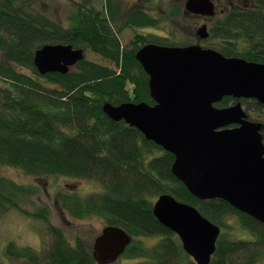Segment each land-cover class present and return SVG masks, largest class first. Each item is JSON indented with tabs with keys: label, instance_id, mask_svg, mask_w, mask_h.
I'll use <instances>...</instances> for the list:
<instances>
[{
	"label": "trees",
	"instance_id": "trees-1",
	"mask_svg": "<svg viewBox=\"0 0 264 264\" xmlns=\"http://www.w3.org/2000/svg\"><path fill=\"white\" fill-rule=\"evenodd\" d=\"M65 1L71 5L67 23L38 8L36 0H0V165L48 182L63 175L97 185L98 190L84 196L60 190L56 201L72 217L98 215L133 237L121 255L128 261L108 264H195L178 236L153 214V203L163 193L195 206L221 227L210 264H264V223L222 198L194 196L171 171L173 153L103 111L106 102L154 104L149 76L136 58L145 43L196 42L225 56L264 63V0L228 11L208 24L209 35L202 40L196 27L191 33L181 31L176 22L184 24L182 8L171 1L165 11L175 23L142 8L124 13L123 0ZM127 29L133 35L122 43L120 35ZM59 43L82 48L83 58L66 73H39L34 52ZM240 100L249 119L264 123L253 113L264 105ZM232 102L226 96L215 105ZM38 190L36 184L0 176V216L20 211ZM38 211L31 215L47 224L50 241L38 251L10 241L0 255L3 263L100 264L80 235L69 240L60 227L50 225L47 209ZM152 236L157 240L146 245L142 238Z\"/></svg>",
	"mask_w": 264,
	"mask_h": 264
},
{
	"label": "water",
	"instance_id": "water-1",
	"mask_svg": "<svg viewBox=\"0 0 264 264\" xmlns=\"http://www.w3.org/2000/svg\"><path fill=\"white\" fill-rule=\"evenodd\" d=\"M187 11L209 15L211 0H185ZM208 35L206 25L198 30ZM84 56L70 44H46L34 52L39 73H66ZM136 58L149 76L154 104L104 103L113 120L136 127L149 140L174 154L173 175L197 198H222L264 223V142L262 124L247 118L241 101L217 107L229 96L254 98L264 105V63L225 56L191 44L146 43ZM157 220L174 232L196 264H210L221 227L193 205L160 194L153 203ZM132 240L124 229L105 225L92 253L100 264L116 261Z\"/></svg>",
	"mask_w": 264,
	"mask_h": 264
},
{
	"label": "rangeland",
	"instance_id": "rangeland-1",
	"mask_svg": "<svg viewBox=\"0 0 264 264\" xmlns=\"http://www.w3.org/2000/svg\"><path fill=\"white\" fill-rule=\"evenodd\" d=\"M174 2L181 5L183 9L185 0H149L141 6L139 0H123L125 10L128 12L131 7L142 8L146 12L152 11L160 17L164 10H167V5ZM251 0H248L249 4ZM36 6L41 10L52 15L60 22H66V15L71 9V5L65 0H36ZM165 14V11H164ZM184 24L182 21L176 22L183 33H191L195 27H200L204 22L203 20H194L190 17L183 16ZM168 23H175L176 19L166 18ZM165 21V22H166ZM163 24V28L169 27L167 24ZM145 30H151L156 32L164 31L156 28H145ZM133 32L129 29L124 30L120 35L122 43H126L132 37ZM254 116L259 115V118L264 122V110L260 112H254ZM264 133V127L262 129ZM0 176L9 177L19 183L38 185L39 190L34 192L29 197L28 201L21 205V210L11 209L0 216V255L2 256L4 245L10 241L15 242L20 246H28L33 250L41 249L43 242L50 241L49 231L47 224L39 219L33 218L35 212L41 208L47 209L48 220L50 225L60 227L66 237L71 240L75 235H80L87 245L92 247L95 237L100 233L102 228L106 225L102 217L98 215H91L85 218H75L70 216L67 211L61 209L56 201V194L60 190L69 191L70 193L84 196L89 192L97 188L92 185L89 179H76L73 177L60 175L55 178L48 179L50 182L44 179H34L31 176L25 174L22 170L6 165H0ZM43 211V210H42ZM42 213H45L44 211ZM46 214V213H45ZM146 245H152L156 240V236L142 238ZM122 262L128 260L121 258ZM135 261V260H133ZM132 261V262H133ZM0 264H11L7 259L3 263L0 258ZM13 264V263H12ZM15 264H25L23 261H17Z\"/></svg>",
	"mask_w": 264,
	"mask_h": 264
},
{
	"label": "flooded vegetation",
	"instance_id": "flooded-vegetation-1",
	"mask_svg": "<svg viewBox=\"0 0 264 264\" xmlns=\"http://www.w3.org/2000/svg\"><path fill=\"white\" fill-rule=\"evenodd\" d=\"M139 1H140L141 6H143L141 0H139ZM211 1L213 4V9L211 11V14H209V15L190 13L188 11H185L184 9L182 10V14H183V16L190 17L194 20H196V19L199 21L203 20V22H204L203 24H207V26H208V24L222 19L226 15V13L232 9L244 8V7H247L249 5H253V3H254L253 0L249 1L250 2L249 4H247L248 0H211ZM123 7H124V5H123ZM135 8H136V6L128 9L129 10L128 12L126 10H125L126 12L124 10H123V12L129 13ZM164 11L160 15V16H162L163 21H164V18L166 19L169 17L167 14V11H165V14H164ZM147 13H149V12H147ZM149 15L156 17V18L158 17V15L152 11H150ZM146 31H150V30H146Z\"/></svg>",
	"mask_w": 264,
	"mask_h": 264
}]
</instances>
